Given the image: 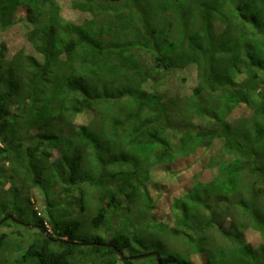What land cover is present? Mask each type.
<instances>
[{
    "label": "trees",
    "instance_id": "obj_1",
    "mask_svg": "<svg viewBox=\"0 0 264 264\" xmlns=\"http://www.w3.org/2000/svg\"><path fill=\"white\" fill-rule=\"evenodd\" d=\"M132 212L158 222L111 230ZM87 226L115 248L74 244ZM12 238L0 264H135L149 244L264 264V0H0V253Z\"/></svg>",
    "mask_w": 264,
    "mask_h": 264
},
{
    "label": "rangeland",
    "instance_id": "obj_2",
    "mask_svg": "<svg viewBox=\"0 0 264 264\" xmlns=\"http://www.w3.org/2000/svg\"><path fill=\"white\" fill-rule=\"evenodd\" d=\"M68 9H69L68 7H65L64 10L67 11ZM16 33H17V31L11 30L7 34L8 44H9L11 51H13L15 49L17 50L18 48H21V47H25L26 48L25 51L27 53H29V50L27 48L28 43H27V41H25L22 33L21 32H18L17 34ZM143 54H141V57L144 59ZM238 114H241V108L238 111ZM90 153L94 154L97 157V150L95 147H92V150ZM120 156H121V154H120ZM107 158H108V161L111 162L110 156L105 153L103 155V159L106 160ZM98 161H99V157H97L95 159H90L89 161H87L88 163H87V166H85V168H86L85 172H87V174H89L90 176H95L96 175L95 171H96L97 166H98ZM94 163H97V164H94ZM123 163L124 162H121V161H120V163L117 162V168H120V165ZM111 168H114V167L112 166ZM83 171H84V169H83ZM101 171H102V169H101ZM90 184H91L90 180H86L85 183H83L82 187H85L88 190V192H91L92 190L90 188ZM33 197H34V200H35L34 202L36 203V207H37L38 211H40L44 214L47 206L44 204L43 198H41L40 193L38 191H34ZM143 209L146 211V207H144ZM126 217H129L130 219H128ZM12 221H14V220H12ZM157 222L158 221L155 222L150 217L149 214H147V216H145V218H143L142 216L132 212L131 214L126 215V216L120 215L119 218L117 219L116 225H114V222H112V225H114V226L111 227V230L113 228L117 229V227L119 225H122V229H124L125 231H129L130 229H133V230L137 229L138 230L139 228H144L145 226L152 227L153 225L157 224ZM7 227H8L7 225L2 226V228H4L5 230H7L6 229ZM15 229L25 231V228L16 227ZM113 235H114L113 231H110L109 229L104 230V228H100V229L96 230V229L92 228L91 226H87L78 232L77 238L79 240H81L80 243H82V242H84V243L94 242V240L98 237H100L104 243H110V241L114 238ZM252 235H253V239H252L251 243L253 244V247L255 248L257 245L261 244L262 242H259L258 233L253 232ZM148 238H149V236H148ZM21 241H20V239L12 238V242H11L12 245L9 249L10 252H9V250H7V251H3L2 253H0V260L1 261H3V260L8 261L11 258L15 257L18 254V248H20V245H25V242L23 241V243H22ZM137 246L138 247H137V251H136L137 254L136 255H144V254L150 253V252H159L157 246L154 244H149L147 246H140V245H137ZM91 248H93V247H91ZM91 248H84V250H85L84 252L89 253L88 258H85V257L82 258V257L78 256V257H76L75 261H77L78 264H85V263L86 264H93L92 262H96V264H98V262H100V257L97 254L92 253ZM124 255L134 256V255H131L129 250H125ZM150 259H152V258H150V257L138 258V259L134 260V263L135 264H143V263L149 262ZM118 264H123V260L120 257H118Z\"/></svg>",
    "mask_w": 264,
    "mask_h": 264
},
{
    "label": "water",
    "instance_id": "obj_3",
    "mask_svg": "<svg viewBox=\"0 0 264 264\" xmlns=\"http://www.w3.org/2000/svg\"><path fill=\"white\" fill-rule=\"evenodd\" d=\"M8 218L10 219H13V220H16L17 222H20L19 220L13 218L12 216H8ZM62 241H67V240H62ZM74 244H81V245H85V244H98V245H102V246H106V247H113L115 248V245L114 244H111V243H96V242H90V243H77L75 242ZM118 250V249H117ZM152 255H156L158 257V261L159 263L161 264L160 262V254L158 252H150V253H146L144 255H137V256H124L122 254V257L127 259V260H134V259H138V258H144V257H147V256H152Z\"/></svg>",
    "mask_w": 264,
    "mask_h": 264
},
{
    "label": "clouds",
    "instance_id": "obj_4",
    "mask_svg": "<svg viewBox=\"0 0 264 264\" xmlns=\"http://www.w3.org/2000/svg\"><path fill=\"white\" fill-rule=\"evenodd\" d=\"M124 255V254H123ZM125 256V255H124Z\"/></svg>",
    "mask_w": 264,
    "mask_h": 264
}]
</instances>
